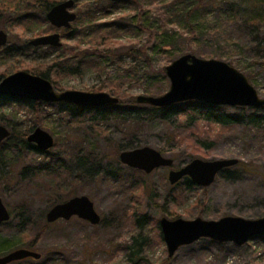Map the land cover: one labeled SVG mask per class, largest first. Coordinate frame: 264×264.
Wrapping results in <instances>:
<instances>
[{
	"label": "rangeland",
	"instance_id": "374dc122",
	"mask_svg": "<svg viewBox=\"0 0 264 264\" xmlns=\"http://www.w3.org/2000/svg\"><path fill=\"white\" fill-rule=\"evenodd\" d=\"M127 1L123 9L100 20L120 23L132 20L138 15L139 8L134 0ZM92 2L80 0L72 11L79 16L86 11V5ZM140 2L148 13V20H153L154 29L164 27L163 30L172 40L170 47L160 50L152 58L151 68L155 72L165 69L186 54L204 60L223 61L242 72L264 99V28L256 35L242 20H227L226 16L220 14L221 10L213 9L207 1L204 4L208 7L200 8L191 16L185 15L188 11L186 8L193 10L198 0ZM219 15L224 19L218 18ZM188 17H191L192 24L186 21ZM195 20L203 21L199 25ZM77 25L79 28L82 26L80 23ZM196 26L212 30V35L207 39L199 35L197 38L190 37V29ZM8 27L4 28L0 24V30L8 34V45L22 44ZM54 29L44 35L59 33L61 48L52 47L50 50L47 47L27 57L0 60V72L6 71L9 76L23 71V64H30L36 58H45L42 61L47 63L57 62L58 59L63 62V49H73L76 43L64 38V29ZM216 29L219 36L215 37ZM121 34L123 43L136 38L142 44L147 39L146 34L139 32L134 35L129 32ZM35 38L37 36L32 31L24 40L28 43ZM127 47L126 44V47L113 51L116 55L114 65L111 61L99 63L105 71L102 74L96 64L85 63L80 71L61 77L54 86L56 91L100 93L101 84L113 85L116 82L123 94L114 96L133 102L136 107L142 106L135 102L140 95L166 93L170 88L169 79L155 76L147 81L149 67L141 59L134 63L126 56ZM133 66L137 67V71L128 79L130 82L118 77L124 74L123 69ZM153 73L151 70L150 75ZM147 90L159 93L150 95L146 94ZM220 107L221 112L230 116H241L243 113L241 107ZM40 110V119L32 108L18 102L0 111V125L17 136L39 127L55 140L53 149L42 152L46 158L30 150L20 151L19 147H15L18 142L16 139L0 144V193L11 214V219L0 226V242H13L15 250L30 249L28 243L35 239L43 220H46L47 212L57 204L52 197L58 199V195L52 194L54 182L47 167L43 166L48 157H59L73 175H78L79 166L75 161L69 162V158L87 152L94 154V162L87 161L89 163L85 165V169H89L92 174H87L84 181L72 185L73 191L69 188L70 183L63 182V179L60 186L63 183V202L77 196H87L94 203L102 221L98 226H92L74 217L70 221L48 223L50 227L36 241L35 247L30 249L40 253L42 258L39 261L27 259L12 264H264V236L253 238L243 246L202 238L179 248L169 257L167 246L158 236L157 230V222L160 223L162 218L187 221L196 218L206 221H217L224 217L247 220L264 218V128L242 125L228 129L204 123L195 124L185 116L173 117L169 122L155 118L152 122L138 125L128 122L123 124L115 119L102 118L92 111H60L57 104H45ZM261 115L264 116V113ZM142 147L162 151L163 156L174 161L173 168H161L146 174L120 162L122 151ZM194 159H237L239 164L223 170L209 187L186 188L184 180L171 185L168 180L170 170H178ZM140 184H144V189H137ZM22 202L31 206L26 214L16 210V206ZM14 210L17 211L15 215ZM143 218L147 221L137 225V220ZM5 254L7 252L0 254V257Z\"/></svg>",
	"mask_w": 264,
	"mask_h": 264
},
{
	"label": "trees",
	"instance_id": "16d2710c",
	"mask_svg": "<svg viewBox=\"0 0 264 264\" xmlns=\"http://www.w3.org/2000/svg\"><path fill=\"white\" fill-rule=\"evenodd\" d=\"M64 1L66 0H0V24L4 25V28L9 25L8 30H10L19 41L23 42L22 44L13 43L10 46L7 44L0 49V60L5 61L12 58L27 57L32 52L36 53L43 48H47L34 47L30 45V42L25 43L26 41L24 38L32 31L35 32V36L37 37L54 31L55 29L47 21L46 15L53 6ZM74 1L75 4L78 5L80 0ZM206 1L211 4L213 9L221 10L222 12L220 14L226 16L227 20H242L248 25V27L253 29V33H256V35H259L264 28V0H198V3L193 7V10L186 8L188 11L185 15L191 16L200 8L208 7L206 3L204 4ZM127 2L129 1L122 0L114 2L111 0H93L91 5H86V11L77 16V19L74 22L75 25L70 29H64L62 31L64 38L74 40L76 43L73 49H63L64 54H68H63V62L58 59L57 62L53 61L47 63L42 61L45 58H36L30 64H23V71L46 78L52 82L53 86H56L61 77L72 75L75 71H80L82 66L88 62L96 64V66L100 68V74H102L105 71L104 68L100 67L99 63L102 62L107 64V62L111 61L114 65L116 55L113 51L126 47L127 44L128 50L125 55L131 58L134 63H138V60L141 59V61L145 62L146 66L149 67V70L146 72V75L149 76L148 78L146 77L147 81H150V79L155 76L165 79V69L163 68L162 70L155 72V70L151 68V63L154 55L158 54L160 50L167 49V47L171 46L170 42H172V40L170 39V36H167V31L163 30L164 27L154 29L153 20H148V13L144 7H141L142 3L140 0H134L139 8V12L132 20H124V23L114 21L103 22L100 20L110 16L118 9H123V5ZM221 15H219L218 18H221ZM190 18L191 17H188V19H186L188 24H192ZM203 20L195 21L200 25ZM79 23L82 25L81 28L77 25ZM216 28H218V26ZM124 32H129L133 35L137 34V32L140 34L144 33L147 35V39L145 43L142 44L141 41L138 42L136 38H133V40H127V42L123 43L121 33ZM214 33L215 37L219 36L217 29ZM189 34L190 37L193 38H197L199 35L206 37L207 39L208 36L212 35V30H206L196 26L195 29H190ZM256 39L258 38H255V40ZM50 50H52V47H50ZM97 57H99V60H96ZM106 67H109V65ZM117 68H119L118 65ZM150 69L152 70V73L154 72L152 75H150ZM17 70L19 71V69ZM123 70L124 74L119 75L118 77H124L123 79L128 80L134 76L137 67L133 66ZM7 76L6 71L0 72V81ZM128 82H130V80H128ZM101 85L102 86H100L98 90L99 92L108 91L109 94H113V96L123 94L121 86L116 85V82H114L113 85H107V83ZM54 88L56 89V87ZM155 93L159 92L152 90L146 91V94L150 95ZM160 95H162V93L155 96ZM15 102H18L24 107L29 106L32 108L38 119H40L39 117L41 115L40 108L45 106L44 103L15 100L9 97L0 96V111L6 109L9 105ZM48 105L49 104H47V106ZM57 105L59 106L60 111H92L93 113L100 115L102 118L115 119L123 124L128 122L129 124L136 123L138 125L140 123L152 122L155 118L169 122L173 117L179 118L185 116L190 118L195 124L204 123L210 126L228 129L242 125H250L254 126V128H264V116L261 115V113H264V108L254 109L241 107L240 110L243 112L241 116H230L220 111L222 107L195 101L180 103L166 108H157L148 105L136 107L133 102L125 101L124 99L120 100V103L117 106L94 109L79 108L66 104ZM3 124L5 123L3 122ZM33 130L34 128L21 136H17L15 132H12L11 137L7 141L10 142L16 139L18 142L15 147H19L20 151L30 150L39 156H43L42 152L39 151L35 145L27 142V137ZM5 145L6 144H4V146ZM207 146L211 145L207 144ZM128 149H130V147H128ZM160 152L162 153V151ZM47 159L48 161L43 166L47 167V171L50 172L51 180L54 182L52 194L58 195V199L56 200L55 196L52 197L55 198L54 203L58 204L61 202L63 203L62 194L65 193L63 183L62 186H60L61 179H63V182L66 181L67 183H70L69 188L73 191V188L71 187L72 185L84 181L83 179L87 177V174H92L89 169H85V165L89 163L87 161L94 162L95 156L93 153L87 152L84 155L80 154L69 158V162L75 161L79 166L80 173H78V175H73L72 170L65 163L63 165V160L59 159V157H48ZM183 185L186 186V188L196 186L187 178L184 179ZM140 187H143L144 189V184L138 185L137 189H140ZM70 194L71 193H69V195ZM49 199L52 201L51 197H49ZM30 207V204L22 202L16 206V210L26 214ZM16 210H14V215L15 212H17ZM144 221H147V219L143 218L137 220L136 223L137 225H141ZM49 227L50 224L44 219L42 227L35 236V239H32L27 247L33 249L36 245V241L42 237V234H44ZM157 230L158 236L163 240L159 222H157ZM139 244L141 245V243ZM0 249V254L4 252L8 253V251L11 252L15 250V246L13 242L9 243L2 241L0 242ZM46 264H51V262H46Z\"/></svg>",
	"mask_w": 264,
	"mask_h": 264
},
{
	"label": "water",
	"instance_id": "95a60500",
	"mask_svg": "<svg viewBox=\"0 0 264 264\" xmlns=\"http://www.w3.org/2000/svg\"><path fill=\"white\" fill-rule=\"evenodd\" d=\"M74 6V0L56 4L47 13V21L57 30L70 29L77 19V15L72 11ZM8 42V34L0 30V49ZM30 45L61 48V35L54 33L40 36L31 40ZM165 73L170 81L169 90L157 97L140 95L135 100L137 104L166 108L195 101L219 107L264 108V99L259 96L248 78L223 61L204 60L195 55L186 54L167 66ZM0 96L15 100L50 105L66 104L90 109L113 107L120 103L118 97L105 92H58L48 79L26 71L16 72L1 80ZM11 135L12 132L7 127L0 125V144L8 140ZM27 142L35 145L43 153L55 146L54 137L39 127L29 134ZM119 160L123 165L146 174H151L161 168H173L174 164L172 159L150 147L122 151ZM238 164L237 159L216 161L194 159L178 170L171 169L168 180L171 185H176L187 178L196 186L209 187L223 170ZM74 217L92 226H98L102 221L91 199L87 196H77L50 208L46 214V222L52 224L59 220L70 221ZM10 219L11 214L4 205L0 193V226ZM160 229L169 257H172L179 248L191 245L202 238L222 244L233 243L243 246L253 238L264 236V218L247 220L241 217H224L217 221H206L202 218L191 221L162 218ZM41 258L40 253L22 248L1 256L0 264H12L27 259L39 261Z\"/></svg>",
	"mask_w": 264,
	"mask_h": 264
}]
</instances>
